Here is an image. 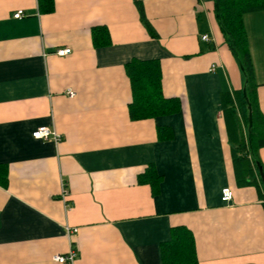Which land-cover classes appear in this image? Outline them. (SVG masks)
I'll return each mask as SVG.
<instances>
[{"label": "crops", "instance_id": "crops-1", "mask_svg": "<svg viewBox=\"0 0 264 264\" xmlns=\"http://www.w3.org/2000/svg\"><path fill=\"white\" fill-rule=\"evenodd\" d=\"M53 4L0 0V264H162L176 226L192 232L198 264H264V193L238 182L232 152L246 133L245 79L215 0ZM243 24L264 114V9ZM94 26L107 44H93ZM62 47L71 52L57 55ZM132 59L159 62L177 112L130 118ZM42 126L60 139L33 137ZM258 156L264 166V146ZM71 250V263L54 260Z\"/></svg>", "mask_w": 264, "mask_h": 264}, {"label": "trees", "instance_id": "trees-1", "mask_svg": "<svg viewBox=\"0 0 264 264\" xmlns=\"http://www.w3.org/2000/svg\"><path fill=\"white\" fill-rule=\"evenodd\" d=\"M38 2L41 11L51 12L53 10V0H38ZM215 2L220 12L219 24L225 39L242 66L241 71L247 81L246 91L251 105L252 124L248 132L247 103L242 90L236 92L237 105L246 126V133L241 130L238 138L232 141L234 142L232 152L237 180L240 184H254L258 190L262 189L264 193V186L255 165V161L261 163L258 150L264 146V114L258 106L257 84L254 79V69L243 24V15L264 9V0H215ZM138 10L140 19L147 30L154 34L153 29L145 19L140 4H138ZM91 35L94 45L108 43V31L104 26L92 27ZM125 70L131 86L132 99L128 105V111L132 120L156 118L179 110V99L177 97H165L162 93L161 69L157 60L132 59L126 63ZM223 97L225 103L233 102L229 93L224 94ZM225 110L230 116L235 113L232 104ZM164 130H166L165 127L157 126V131L160 134ZM262 167L264 171V166L262 165ZM255 170H257L259 183L256 181ZM152 174L151 167H148L138 180L144 182L146 176H152ZM5 181L6 177L0 178L1 184H4ZM161 256L162 264H198L192 232L184 226L173 227L170 238L161 243Z\"/></svg>", "mask_w": 264, "mask_h": 264}, {"label": "built area", "instance_id": "built-area-1", "mask_svg": "<svg viewBox=\"0 0 264 264\" xmlns=\"http://www.w3.org/2000/svg\"><path fill=\"white\" fill-rule=\"evenodd\" d=\"M23 15V10H18L13 13L14 18H20ZM203 40H208L207 35L202 36ZM71 52V49L69 47H62L58 48L55 50V53L59 56H64L67 55ZM68 94L70 96H73L74 93L72 91H69ZM32 136L35 138H40V139H48L49 137H53L55 140H59L60 136L56 132H52L49 130L47 127H39L35 131H33ZM221 199L224 202H228L232 199V190L229 186H225L221 189ZM68 231L70 232H76V228L70 229L67 228ZM75 257V251L71 250L67 256L56 254L54 255V260L60 262V263H66V262H72Z\"/></svg>", "mask_w": 264, "mask_h": 264}, {"label": "water", "instance_id": "water-1", "mask_svg": "<svg viewBox=\"0 0 264 264\" xmlns=\"http://www.w3.org/2000/svg\"><path fill=\"white\" fill-rule=\"evenodd\" d=\"M216 18H217V21L220 23V12H219V9H218L217 5H216ZM240 69H242L241 64H240ZM246 82L247 81L245 80V82L243 84V87H242V93H243V96H244L245 101L247 103V109H248L247 118H248V132H249V129H250L251 124H252V117H251V105H250V103L248 101V97H247ZM248 143H249V141H248ZM249 149H250V147H249ZM250 151H251V149H250ZM255 165L257 167L258 174H259L260 179L262 181V184L264 186V171H263V167H262V165H261V163L259 161H255Z\"/></svg>", "mask_w": 264, "mask_h": 264}, {"label": "rangeland", "instance_id": "rangeland-1", "mask_svg": "<svg viewBox=\"0 0 264 264\" xmlns=\"http://www.w3.org/2000/svg\"><path fill=\"white\" fill-rule=\"evenodd\" d=\"M239 67H240V65H239Z\"/></svg>", "mask_w": 264, "mask_h": 264}]
</instances>
